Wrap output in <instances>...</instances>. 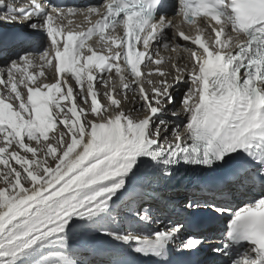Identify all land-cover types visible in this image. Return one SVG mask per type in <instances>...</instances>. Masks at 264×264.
Here are the masks:
<instances>
[{
    "label": "snow or ice",
    "instance_id": "obj_1",
    "mask_svg": "<svg viewBox=\"0 0 264 264\" xmlns=\"http://www.w3.org/2000/svg\"><path fill=\"white\" fill-rule=\"evenodd\" d=\"M102 8L67 9L69 14L83 11L86 17L95 14L98 19L90 20L92 26L86 31H67L66 39H61L63 26L55 23L64 10L45 12L37 0L30 7L14 8L22 16L5 17L31 20L45 13L43 23L31 26L47 32L50 43L39 55L40 67L54 68L57 79L55 83L36 82L37 76L28 72L34 63L32 53L21 62L0 67V264H15L27 250L49 238L62 240L66 246L67 237L61 234L72 217L92 218L106 210L112 197L125 187L139 157L167 153L166 164L197 157L196 163L211 167L219 162L227 167L231 161L225 157L247 152L251 141L264 136V0H184L181 4L179 11L190 23H195L194 16L211 17L207 22L211 46L203 39L207 29H198L201 34L192 39L177 28L184 41L191 39L199 48L184 49L191 60L189 87L180 100L187 122L182 130L179 125L173 128V139L165 136L163 142L156 121L166 123L158 117L167 104H174L169 89L175 85L161 81L160 86L153 85L150 97L141 64L147 68L153 62L161 63L148 52L150 42L166 41L164 30L174 25L165 17L152 20L141 0H107ZM94 36L99 49L88 44ZM141 42L145 51L137 48ZM162 46L168 48L169 44ZM113 69L123 89L138 92L146 113L142 118L121 109L120 101L112 96L114 86L104 92L110 100L107 107L98 102L95 84H114ZM176 82L183 83L179 77ZM77 97L84 104L91 97L89 108L80 107ZM255 162L260 167L253 178L264 179V161ZM187 207L199 205L189 203ZM137 215L149 222L152 219L148 210ZM230 226L254 245L255 255L236 264H264V198L236 212ZM181 228L164 227L152 237L105 234L125 243L143 240L149 248L166 247ZM200 243L190 238L183 247L192 249ZM64 264L74 262L65 260Z\"/></svg>",
    "mask_w": 264,
    "mask_h": 264
},
{
    "label": "bare ground",
    "instance_id": "obj_2",
    "mask_svg": "<svg viewBox=\"0 0 264 264\" xmlns=\"http://www.w3.org/2000/svg\"><path fill=\"white\" fill-rule=\"evenodd\" d=\"M190 47H193L192 45H190ZM179 59H182L184 64L186 63H190V68H191V60L187 57V55H181L179 57ZM182 70L184 71H180L178 72V75L180 74L181 79L183 80V83L181 85V90L179 92V94L175 97V102H174V107L175 105H179L180 104V100L182 98V93L185 92L188 87H189V80H188V72L185 68L184 65L182 66ZM105 79H107V75H105ZM69 83H71V81L69 80ZM113 86L115 87V92H113V94H116V96L120 95L119 98L121 99L122 97H130L132 99V104L130 106H126L125 108V113L126 114H131L133 117H135L133 112H143V101H140V97L138 92H133L130 89L126 90L127 92H124L123 90H119L118 86L114 83ZM112 86V87H113ZM74 90H78L76 89V86L73 85ZM132 87H136L135 85H132ZM109 85L107 87L103 86L101 83H96L95 84V90L97 91L98 94H102L105 91H109ZM173 93L177 92L178 88H174L173 89ZM122 91L124 93H122ZM114 97V95H113ZM115 98V97H114ZM102 101V98H101ZM79 105H81V101L79 99V97H77V101H76ZM67 103V102H64ZM89 103V101H88ZM82 106V105H81ZM83 106H85V104L83 103ZM123 100L120 101V107H123ZM171 106L167 105L166 110L164 112L163 115L159 116L158 119H162L164 121H166L165 124L161 125L159 124V121H156L157 125H159V127L161 128V141L163 142L164 137L167 136L169 137L172 136L173 139V135H172V129L175 128L179 123L182 124L181 122H185L187 120V117L184 115V109L180 108L179 110H173V109H169ZM88 109V108H87ZM176 111H180V113L178 114L179 116V120L174 118V116L177 114ZM175 112V115H173V113ZM143 114V113H142ZM146 113H144L143 115L140 116V118H142ZM139 116V115H138ZM182 128V126H181ZM164 129H167V131H165ZM52 135H54L55 133L52 132ZM170 139V141L172 140ZM169 140V139H168ZM28 141L26 140V143ZM33 146V143H32ZM143 160L144 157H139L137 160V163L135 165V167L132 169L131 173L128 175L127 177V181L125 186H133L136 189V193L142 192V189H152V186L156 185V181H154L153 179L148 178V173L147 171L144 169L143 167ZM3 185H0V187H2ZM123 189H121L119 192H122ZM83 219H87V218H79V217H72V219L70 220V222L68 223L67 227H66V231L65 233H62L61 235H66L67 237V243L66 246L69 247H74V248H78V251H80L81 246H83L82 243V235L83 233H79L80 232V227H78L79 223H81ZM157 232V231H156ZM52 241H57V242H61L63 245H65L64 241L62 240H58L57 238L53 237V238H49L48 240H45L43 242H41L40 244L34 246L32 249L27 250L24 254H22L18 259L15 260V264H47L50 263L53 259V256H51V254L55 253V252H60V249H57L56 246L52 245L50 242ZM48 243V244H47ZM47 244V245H46ZM46 249V251L39 253L41 250ZM51 250V251H49ZM54 251V252H53ZM38 254V255H37ZM78 255L80 256V253L78 252Z\"/></svg>",
    "mask_w": 264,
    "mask_h": 264
},
{
    "label": "rangeland",
    "instance_id": "obj_3",
    "mask_svg": "<svg viewBox=\"0 0 264 264\" xmlns=\"http://www.w3.org/2000/svg\"><path fill=\"white\" fill-rule=\"evenodd\" d=\"M120 96V95H119ZM183 96H184V94H183ZM123 107H121L123 110H124V112L126 111L125 110V108H126V106H130L131 104H132V99L130 98V97H127V96H125V97H123ZM85 106H87L86 104H85ZM180 106V104L179 105H177L176 107H179ZM180 108H183L182 106L180 107ZM134 113V115H135V117H140L141 115H143L145 112L143 111L142 113L141 112H133ZM139 115V116H138ZM159 126V125H158ZM54 132V131H53ZM55 133V132H54ZM168 139L170 140V139H172V136H170L169 135V137H168Z\"/></svg>",
    "mask_w": 264,
    "mask_h": 264
}]
</instances>
